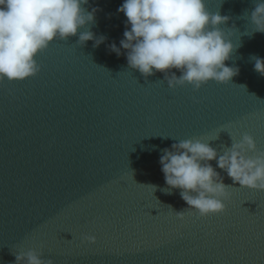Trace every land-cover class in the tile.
<instances>
[{
    "label": "water",
    "instance_id": "1",
    "mask_svg": "<svg viewBox=\"0 0 264 264\" xmlns=\"http://www.w3.org/2000/svg\"><path fill=\"white\" fill-rule=\"evenodd\" d=\"M257 2L205 0L228 17L219 25L234 45L225 64L239 69L229 83L170 88L164 73L130 68L126 50L109 49L123 39V0H89L94 24L50 43L37 74L0 80V264L30 250L54 264H264V191L234 184L210 161L230 187L224 211L200 216L180 189L164 190L159 163L179 140L222 155L248 134V157L264 152ZM84 30L107 39L80 44Z\"/></svg>",
    "mask_w": 264,
    "mask_h": 264
},
{
    "label": "clouds",
    "instance_id": "2",
    "mask_svg": "<svg viewBox=\"0 0 264 264\" xmlns=\"http://www.w3.org/2000/svg\"><path fill=\"white\" fill-rule=\"evenodd\" d=\"M89 0H0V80H23L40 70L36 56L54 40L76 36L79 29L95 23L98 8L87 11ZM126 28L120 46L109 45L111 52L126 59L132 69L145 78L164 73L170 88L192 85L199 90L209 81L229 83L239 69L225 61L234 50L231 40L219 28L228 17L209 12L205 0H123ZM255 31L264 33V0L251 11ZM107 37H96L91 30L79 33L78 43L94 40L98 47ZM254 70L264 76V58L253 56ZM172 69L180 72L177 76ZM254 139L244 134L222 155L209 143L179 140L164 149L160 157L164 189H180L181 198L200 216L224 211L222 199L227 186L216 167L226 171L234 184L264 191V152L254 158ZM154 188V186H151ZM171 208V206H169ZM174 211V210H173ZM175 212V211H174ZM183 219L184 211L175 212ZM86 239L95 243L94 236ZM15 264H54L34 250L16 255Z\"/></svg>",
    "mask_w": 264,
    "mask_h": 264
}]
</instances>
